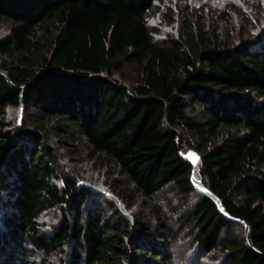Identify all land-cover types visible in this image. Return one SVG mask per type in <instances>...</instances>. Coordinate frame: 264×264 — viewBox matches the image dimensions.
<instances>
[{
	"label": "trees",
	"instance_id": "obj_1",
	"mask_svg": "<svg viewBox=\"0 0 264 264\" xmlns=\"http://www.w3.org/2000/svg\"><path fill=\"white\" fill-rule=\"evenodd\" d=\"M155 1L0 0V264H173L186 231L221 264H264V29L231 43L186 17L159 42Z\"/></svg>",
	"mask_w": 264,
	"mask_h": 264
},
{
	"label": "rangeland",
	"instance_id": "obj_2",
	"mask_svg": "<svg viewBox=\"0 0 264 264\" xmlns=\"http://www.w3.org/2000/svg\"><path fill=\"white\" fill-rule=\"evenodd\" d=\"M186 17L195 26L201 23L207 28H214L220 33L221 38H228L231 43L250 40L255 42L261 38L264 29V0H156L154 8L147 15V22L154 40L163 42L170 36L179 38ZM8 31L9 24L0 21V36L7 34ZM129 70L133 71V68ZM21 118L22 108L8 107L6 109L5 119L9 123L18 124ZM93 161L94 159H86L82 165L85 173L91 179L97 180L94 183L98 186L92 187V189L114 198L111 188L108 189L104 183L107 179L105 174L108 175V173L102 174L95 169ZM114 199L117 201L116 198ZM118 204L124 208L122 203L118 202ZM128 212L124 209L125 215ZM60 216L59 209L45 212L41 218L45 229L47 231L53 229L60 220ZM235 232H239L238 229ZM179 238L172 248L175 251L173 264L223 263L218 256H208L199 252L190 232H184ZM48 258L55 261L58 259L53 255ZM215 258L219 260H215Z\"/></svg>",
	"mask_w": 264,
	"mask_h": 264
},
{
	"label": "water",
	"instance_id": "obj_3",
	"mask_svg": "<svg viewBox=\"0 0 264 264\" xmlns=\"http://www.w3.org/2000/svg\"><path fill=\"white\" fill-rule=\"evenodd\" d=\"M179 151H180L181 155H183L186 158H189L190 161L193 163V165L195 162H197L199 165V169L201 168L200 155L195 149L189 148L186 145H183L180 147ZM200 178H201V175H200ZM191 180L193 182L192 175H191ZM193 184H194V182H193ZM200 186H201L200 189L202 191H204L205 193H207L210 197H212L217 202L218 206L221 208V203H220V200L218 199V197L212 191H210L202 182L200 183ZM241 221H243V220H241ZM244 223L246 224V231L248 232V225L246 222H244Z\"/></svg>",
	"mask_w": 264,
	"mask_h": 264
},
{
	"label": "bare ground",
	"instance_id": "obj_4",
	"mask_svg": "<svg viewBox=\"0 0 264 264\" xmlns=\"http://www.w3.org/2000/svg\"><path fill=\"white\" fill-rule=\"evenodd\" d=\"M192 179H193L195 186L196 187L198 186L197 188L200 189L201 178H200V169H199V165L197 162H195L193 165Z\"/></svg>",
	"mask_w": 264,
	"mask_h": 264
}]
</instances>
